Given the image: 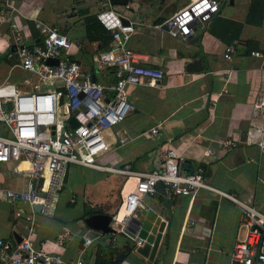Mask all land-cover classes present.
Instances as JSON below:
<instances>
[{"label": "crops", "instance_id": "1", "mask_svg": "<svg viewBox=\"0 0 264 264\" xmlns=\"http://www.w3.org/2000/svg\"><path fill=\"white\" fill-rule=\"evenodd\" d=\"M99 1L0 0V8L5 10L0 20V36L8 33L9 23L15 22L26 35L24 44L29 46L38 37L33 26V20H37L76 40L78 46L70 48L65 58L78 62L94 79L109 86L113 82L111 70L100 72L92 62L93 56L110 44L108 34L96 24ZM188 2L126 0L118 5L108 1L112 10L132 23L127 46L143 55L144 60L139 63L160 69L162 76L152 85L126 86L134 108L120 124L125 140L109 139L110 149L102 156L107 163L100 165L129 164L133 171L146 172L161 161L165 148H173L183 157L180 169L194 171L200 167L206 185L264 214V154L253 145L261 126V113L254 104L264 96V59L261 62L249 56L252 50L264 52V0H215L217 11L201 24H195L189 37L170 38L162 21ZM193 36L197 38L190 42ZM230 43L234 44V55L226 62L222 58L223 48ZM9 50L14 55L13 49ZM192 57L201 60V70L185 72L184 65ZM8 59L11 57L5 60ZM12 84L22 89L16 82ZM223 88L225 92L221 91ZM105 95H110V91L106 90ZM154 125L156 134L139 135ZM233 136L245 137L248 144L223 149L220 141ZM206 148L209 153H205ZM74 167L70 196L64 203L75 205L79 198V213L42 216L37 210L34 215V237L44 242L46 249L58 252L61 264H73L77 259L80 264H93L97 244H108L114 255L122 254L118 264H227L233 242L243 236L238 206L228 198L207 189H198L193 197L170 199L155 192L143 196L138 208L151 209L163 223L152 253L149 249L146 255L139 254L135 239L125 233L115 232L117 235L111 237L110 233L100 232L79 256L78 233L88 229L83 218L94 207L109 215L116 211L134 180L113 175L119 181V188H114L119 189V198L114 207L105 209L109 206L108 202L104 205L107 197L104 179L108 174ZM67 171L68 167L65 174ZM26 181L23 173L15 172L14 164H0V239L11 246L16 242L14 235L19 236L26 225L24 217L29 215V208L23 202L10 204L4 200L3 191L24 190ZM58 202L57 199L55 206ZM53 204L54 201L51 211ZM15 211L20 217L14 215ZM61 227L73 236L66 246L56 248L51 242Z\"/></svg>", "mask_w": 264, "mask_h": 264}, {"label": "built area", "instance_id": "2", "mask_svg": "<svg viewBox=\"0 0 264 264\" xmlns=\"http://www.w3.org/2000/svg\"><path fill=\"white\" fill-rule=\"evenodd\" d=\"M99 3L95 19L108 34L110 44L107 49L98 51L92 62L96 69L111 70L113 82L109 86L92 80L87 68L65 58L70 48L78 46L76 40L33 20L38 37L28 46L24 44L26 35L23 30L15 22L8 24L9 42L15 57L9 68L29 72L36 82L24 80L30 86L29 90L18 89L12 83H0V163L14 164L15 172L23 173L27 180L24 190L5 189L3 197L10 204L23 202L29 208L19 240L11 246L0 239V264L62 263L58 252L46 249L44 242L34 237V206L39 205L38 212L42 216H50L53 199L70 164L134 180L131 189L121 198L120 217L117 215L119 208L109 215L110 222L116 227L110 226L113 229L111 237L115 232L124 233V223L135 214L143 196L156 192L157 182L163 186L165 199L193 197L198 189H207L235 202L239 209V227L244 233L242 238L233 242L227 264H264V214L252 205L206 185L200 167L191 172L180 169L183 157L175 149L165 148L161 161L146 172L133 171L129 164L116 167L95 162L109 151V139L125 140L121 136L120 124L134 108L126 86L152 85L162 76L160 69L141 65L143 55L127 46L133 32L132 23L128 20L124 23L107 0ZM216 11L215 0H189L167 16L162 25L170 38L184 39L192 34L195 24H201ZM4 13L5 10L0 8V20ZM233 55L234 44L230 43L223 48L222 58L230 62ZM249 56L262 62L264 52L252 50ZM49 59L55 62L48 63ZM106 90L110 95H105ZM214 103L212 100L211 104ZM254 107L260 110L261 126L253 145L264 154V96ZM70 119L75 126L69 123ZM145 132L156 134L157 125L139 135ZM247 144V139L242 136L220 141L225 150ZM209 152L206 148L205 153ZM19 165L22 166L18 168ZM14 215L20 217L18 211ZM89 232L87 229L78 233L81 242L79 256L100 236L99 231ZM72 236L71 231L61 227L52 238V246L62 248ZM141 243L142 240L135 239L137 246ZM73 264H80V260Z\"/></svg>", "mask_w": 264, "mask_h": 264}, {"label": "water", "instance_id": "3", "mask_svg": "<svg viewBox=\"0 0 264 264\" xmlns=\"http://www.w3.org/2000/svg\"><path fill=\"white\" fill-rule=\"evenodd\" d=\"M111 4L122 5L126 3V0H108ZM219 1V0H216ZM125 23V20H123ZM195 28H193L194 30ZM197 36H193L190 42H194ZM12 49V46H10ZM48 63H54L55 60H47ZM202 64L199 58L192 57L190 61L184 65L185 72H197L201 70ZM91 79L94 77L91 75ZM69 123L75 126V123L70 119ZM163 186L157 182L155 185V191L162 195ZM34 209L37 211L39 205H35ZM110 216L101 212L99 207H94L90 214L83 218L84 225L92 231H99L102 234H109L113 232V229L109 227ZM163 223L159 220V217L151 209H137L135 214L130 216L124 223L123 232L132 239H140L143 241L141 246L136 248L139 254L146 255L148 250L152 253L157 240L159 238L160 231ZM16 242L19 237L14 235Z\"/></svg>", "mask_w": 264, "mask_h": 264}, {"label": "rangeland", "instance_id": "4", "mask_svg": "<svg viewBox=\"0 0 264 264\" xmlns=\"http://www.w3.org/2000/svg\"><path fill=\"white\" fill-rule=\"evenodd\" d=\"M9 48H10V42H9L8 33L7 34L3 33L0 36V81L4 80V82H7V83H9V82L12 83L14 81L18 85L22 86L21 88L23 90H29L30 86L25 84L24 80L28 79L29 83H34V82H36V79L27 71L20 70L17 67L9 68L10 65L14 62V55L11 54V51L9 50ZM8 56L11 57V60H9V59L5 60ZM103 70L104 69H101L100 72H103ZM142 136L143 135H141V137ZM95 162H97L98 164H105V163H107V159L100 156L98 159L95 160ZM0 164H5V163H0ZM73 169H75V167H74V165L71 164L68 166L67 174H65L66 172L64 173L61 187L53 199V201H54L53 206L54 207L51 211L52 214H54L55 212H63L64 215H72V214L77 215L79 213L80 203H81L79 198L76 199L75 205H70V204L68 205V204L64 203V202H67L66 200L70 196L68 191L70 190V186H71V183L73 181V178L75 177V172H76L75 171L73 174V172H72ZM86 172L88 173V171H86ZM65 178H66L67 182L63 183ZM104 182H105L104 186H106V188H107L106 189L107 190V197H106V201H105L104 205H107V202H108L109 206L107 205V207L105 209H109L110 207H114L117 204V201L119 198V194H118L119 189H116L114 191V188L115 187L119 188V181L115 176L108 174V175H106ZM57 199L59 200V202H58L57 206H55V202ZM60 204L62 206H59ZM110 225H111V227H113V229L116 228L113 225V223H111V222H110ZM115 235H117V234L115 233Z\"/></svg>", "mask_w": 264, "mask_h": 264}, {"label": "trees", "instance_id": "5", "mask_svg": "<svg viewBox=\"0 0 264 264\" xmlns=\"http://www.w3.org/2000/svg\"><path fill=\"white\" fill-rule=\"evenodd\" d=\"M248 20V17H247ZM98 27L104 32L101 26L96 21ZM264 63V61H263ZM191 172V171H188ZM89 212V211H88ZM110 235V234H109ZM122 254H113L110 246L97 244L94 251V263L93 264H118L122 258Z\"/></svg>", "mask_w": 264, "mask_h": 264}, {"label": "bare ground", "instance_id": "6", "mask_svg": "<svg viewBox=\"0 0 264 264\" xmlns=\"http://www.w3.org/2000/svg\"><path fill=\"white\" fill-rule=\"evenodd\" d=\"M127 181V180H126Z\"/></svg>", "mask_w": 264, "mask_h": 264}]
</instances>
